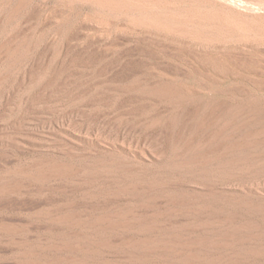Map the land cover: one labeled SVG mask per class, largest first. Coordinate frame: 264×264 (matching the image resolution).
Wrapping results in <instances>:
<instances>
[{
  "label": "rangeland",
  "instance_id": "rangeland-1",
  "mask_svg": "<svg viewBox=\"0 0 264 264\" xmlns=\"http://www.w3.org/2000/svg\"><path fill=\"white\" fill-rule=\"evenodd\" d=\"M54 5L8 41L0 28L23 52L11 66L0 52V264H264V90L201 85L171 103L150 94L164 76L209 72L187 52L92 28L59 57L53 44H22ZM91 36L100 40L84 44ZM187 142L226 173L178 168L171 154Z\"/></svg>",
  "mask_w": 264,
  "mask_h": 264
},
{
  "label": "bare ground",
  "instance_id": "bare-ground-1",
  "mask_svg": "<svg viewBox=\"0 0 264 264\" xmlns=\"http://www.w3.org/2000/svg\"><path fill=\"white\" fill-rule=\"evenodd\" d=\"M47 3L55 5L25 34L20 41L22 44L41 48L53 44L55 57H59L62 48L81 28H92L103 32L108 39L157 46L162 52H187L189 59L186 60L208 70L200 76L211 78L213 82L209 85L190 73L191 82L164 76L169 84L153 89L150 94L169 98L171 103L181 102L183 97L178 90L200 91L201 85L208 88V93L242 92L252 87L264 90V0H0V28L5 32V40L26 31L23 20ZM49 24L56 35L44 31ZM99 40V36H91L84 44ZM10 47L6 46V41L0 42V52L6 50L10 56L9 66L23 55ZM168 64L171 69L180 68L172 61ZM253 71L258 72V78L251 75ZM239 78H250L251 82L247 81L250 85L236 81ZM190 144L180 143L174 148L172 160H182L176 163L178 168L199 167L200 174L208 178L224 172L221 167L208 169L210 160L196 151L192 153ZM205 189L210 187L206 185ZM139 245L145 252L171 254L175 251L161 241H143Z\"/></svg>",
  "mask_w": 264,
  "mask_h": 264
}]
</instances>
